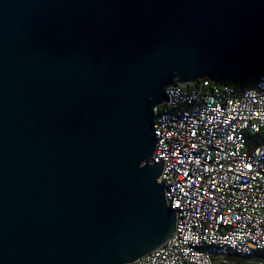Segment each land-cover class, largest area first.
Returning <instances> with one entry per match:
<instances>
[{
    "label": "water",
    "instance_id": "obj_1",
    "mask_svg": "<svg viewBox=\"0 0 264 264\" xmlns=\"http://www.w3.org/2000/svg\"><path fill=\"white\" fill-rule=\"evenodd\" d=\"M264 72V0H0V264H130L176 217L165 89Z\"/></svg>",
    "mask_w": 264,
    "mask_h": 264
},
{
    "label": "built area",
    "instance_id": "obj_2",
    "mask_svg": "<svg viewBox=\"0 0 264 264\" xmlns=\"http://www.w3.org/2000/svg\"><path fill=\"white\" fill-rule=\"evenodd\" d=\"M154 111L157 183L176 217L159 248L130 264H264V74L165 89Z\"/></svg>",
    "mask_w": 264,
    "mask_h": 264
},
{
    "label": "trees",
    "instance_id": "obj_3",
    "mask_svg": "<svg viewBox=\"0 0 264 264\" xmlns=\"http://www.w3.org/2000/svg\"><path fill=\"white\" fill-rule=\"evenodd\" d=\"M261 74H264V72H262ZM230 85H242L244 84V82L241 81H235V82H230L228 83ZM252 260H261L264 261V251H257L254 253V255L251 257Z\"/></svg>",
    "mask_w": 264,
    "mask_h": 264
}]
</instances>
